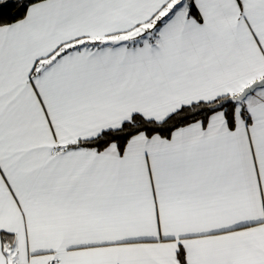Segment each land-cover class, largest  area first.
I'll return each instance as SVG.
<instances>
[{
  "label": "snow or ice",
  "instance_id": "obj_1",
  "mask_svg": "<svg viewBox=\"0 0 264 264\" xmlns=\"http://www.w3.org/2000/svg\"><path fill=\"white\" fill-rule=\"evenodd\" d=\"M0 264H264V0H0Z\"/></svg>",
  "mask_w": 264,
  "mask_h": 264
}]
</instances>
